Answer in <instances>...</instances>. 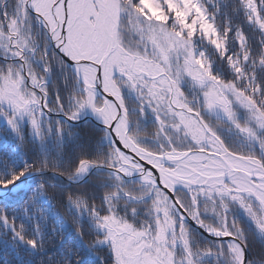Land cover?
<instances>
[{
	"label": "snow or ice",
	"instance_id": "1",
	"mask_svg": "<svg viewBox=\"0 0 264 264\" xmlns=\"http://www.w3.org/2000/svg\"><path fill=\"white\" fill-rule=\"evenodd\" d=\"M0 119V264H258L264 0H0Z\"/></svg>",
	"mask_w": 264,
	"mask_h": 264
},
{
	"label": "trees",
	"instance_id": "2",
	"mask_svg": "<svg viewBox=\"0 0 264 264\" xmlns=\"http://www.w3.org/2000/svg\"><path fill=\"white\" fill-rule=\"evenodd\" d=\"M52 81L55 83L57 88L63 87V82L60 79L59 73L56 72L52 77ZM56 114V113H54ZM83 116V115H82ZM81 116V117H82ZM53 119L57 120H63L59 116L52 115ZM69 124L73 125L76 129L78 136L75 142H69L65 145L64 148V158L61 160V163H68L69 160L67 159L68 155L75 156L77 153H80L81 151H86L91 155L97 154L99 151L103 150L104 146H102L99 141L101 139V127L95 124L94 122L90 120H84L76 123L68 122ZM146 133L149 135L153 134L155 131L154 126L151 124L146 125L145 127ZM0 135H4L7 137L8 141H11V136H8V129L5 121L0 119ZM23 135L25 138L29 141H31L32 132L30 127L25 124L23 126ZM35 150L37 153H42L44 151H47L51 156L55 157L56 152L53 147V144L51 141H49L45 145H40L39 142L36 143ZM49 175H51L49 173ZM101 174L93 172L89 175V183L83 185V190L87 191L90 195L93 196H101L104 188L101 186V181L99 180ZM53 182H56L55 180ZM26 186V185H25ZM237 211V215L241 217V219H245L242 214L239 213V210ZM248 258H255L260 264L261 261H264V251L261 249V245L258 243L251 244L250 248L247 251ZM93 260H95V257H92Z\"/></svg>",
	"mask_w": 264,
	"mask_h": 264
},
{
	"label": "water",
	"instance_id": "3",
	"mask_svg": "<svg viewBox=\"0 0 264 264\" xmlns=\"http://www.w3.org/2000/svg\"><path fill=\"white\" fill-rule=\"evenodd\" d=\"M52 115H56V116H59V117H61V118L64 119V117H63L62 115L54 114V113H53ZM85 119H89V120H91V121L94 122L95 124L99 125L101 128L103 127L102 124H101V122L97 121L96 118H94L93 116L89 115V113H86L81 119H79V120H77V121H69V122L76 123V122L83 121V120H85ZM10 187H11V186H10ZM246 256H248V255H247V252H246Z\"/></svg>",
	"mask_w": 264,
	"mask_h": 264
},
{
	"label": "bare ground",
	"instance_id": "4",
	"mask_svg": "<svg viewBox=\"0 0 264 264\" xmlns=\"http://www.w3.org/2000/svg\"><path fill=\"white\" fill-rule=\"evenodd\" d=\"M89 115H91V116H93L94 118H96L93 114H91L90 112H89ZM97 120V119H96ZM97 121H99V120H97ZM100 122V121H99Z\"/></svg>",
	"mask_w": 264,
	"mask_h": 264
},
{
	"label": "rangeland",
	"instance_id": "5",
	"mask_svg": "<svg viewBox=\"0 0 264 264\" xmlns=\"http://www.w3.org/2000/svg\"><path fill=\"white\" fill-rule=\"evenodd\" d=\"M84 115H85V114H84ZM84 115H83V116H84ZM60 118H61V117H60ZM62 119H63V118H62ZM85 120H89V119H85ZM83 121H84V120H83ZM90 121H91V120H90Z\"/></svg>",
	"mask_w": 264,
	"mask_h": 264
}]
</instances>
